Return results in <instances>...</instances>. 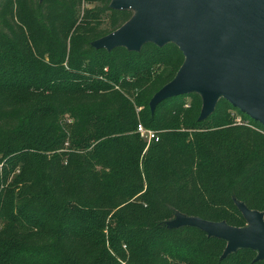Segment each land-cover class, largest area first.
I'll return each instance as SVG.
<instances>
[{
    "label": "trees",
    "instance_id": "16d2710c",
    "mask_svg": "<svg viewBox=\"0 0 264 264\" xmlns=\"http://www.w3.org/2000/svg\"><path fill=\"white\" fill-rule=\"evenodd\" d=\"M112 1L0 0V264H264L166 226L264 220V127L223 99L199 122L197 94L151 113L183 55L95 49L133 17Z\"/></svg>",
    "mask_w": 264,
    "mask_h": 264
},
{
    "label": "water",
    "instance_id": "95a60500",
    "mask_svg": "<svg viewBox=\"0 0 264 264\" xmlns=\"http://www.w3.org/2000/svg\"><path fill=\"white\" fill-rule=\"evenodd\" d=\"M111 9L132 10L133 17L114 33L95 41V49L139 52L146 43H173L184 61L174 79L151 99L149 109L169 99L197 94L199 122L220 99L264 127V0H113ZM244 228L178 215L167 227H194L227 242L223 258L238 249L264 259L261 213L237 204Z\"/></svg>",
    "mask_w": 264,
    "mask_h": 264
},
{
    "label": "built area",
    "instance_id": "2783aa9c",
    "mask_svg": "<svg viewBox=\"0 0 264 264\" xmlns=\"http://www.w3.org/2000/svg\"><path fill=\"white\" fill-rule=\"evenodd\" d=\"M237 122H240V119H236ZM137 134L140 136V138L146 142L147 145H149L151 142H158L159 138L157 136V133L145 129L142 125H138L136 129Z\"/></svg>",
    "mask_w": 264,
    "mask_h": 264
},
{
    "label": "rangeland",
    "instance_id": "374dc122",
    "mask_svg": "<svg viewBox=\"0 0 264 264\" xmlns=\"http://www.w3.org/2000/svg\"><path fill=\"white\" fill-rule=\"evenodd\" d=\"M106 19H104V21H105ZM246 221V220H245ZM248 224H247V222H246V224H245V226H247Z\"/></svg>",
    "mask_w": 264,
    "mask_h": 264
}]
</instances>
